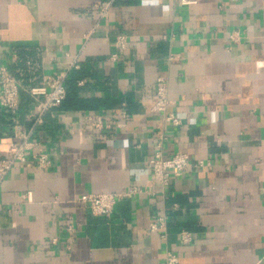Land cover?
Listing matches in <instances>:
<instances>
[{
  "label": "crops",
  "instance_id": "1",
  "mask_svg": "<svg viewBox=\"0 0 264 264\" xmlns=\"http://www.w3.org/2000/svg\"><path fill=\"white\" fill-rule=\"evenodd\" d=\"M105 1L0 0V62L19 86L18 112L0 107V141L30 127L41 97L29 91L66 72L64 108L34 134L52 165L18 166L0 186V264H162L167 252L179 264H264V0H114L102 19ZM158 77L178 126L153 110ZM95 115L112 129L94 130ZM160 135L164 157L209 166L161 189L146 167ZM134 187L108 218L79 201ZM163 214L164 231L150 233Z\"/></svg>",
  "mask_w": 264,
  "mask_h": 264
},
{
  "label": "built area",
  "instance_id": "2",
  "mask_svg": "<svg viewBox=\"0 0 264 264\" xmlns=\"http://www.w3.org/2000/svg\"><path fill=\"white\" fill-rule=\"evenodd\" d=\"M114 0H108L96 3L94 8L99 12L100 18H105L110 10ZM184 4V3H183ZM114 45L118 51L127 49V36L119 34L114 39ZM117 54H112L109 61H116ZM78 57H74L69 63V69L75 70L79 67ZM66 72H60L56 75L46 76L42 81V86L36 90H30L29 94L33 98L41 97L36 107L28 114V120L31 125L23 128L20 124H15L12 129V136L8 140L0 141V186L4 178L16 167L25 166L26 168L35 167L38 170H47L52 165V161L45 153L40 142L34 139V134L38 126L42 124V118L50 110L57 109L65 98ZM155 104L153 110L160 114L161 120L172 126H178L180 119L176 118L167 110L172 104L167 99V83L160 77L155 80ZM0 107L15 115L19 109V86L17 81L10 74L8 68L0 62ZM85 122L93 127L94 130L103 131L111 130L112 127L105 121L103 115H95V117L87 116ZM76 134V132H72ZM78 139L83 138L82 129L77 130ZM164 138L160 135L156 140V151L152 158L147 162L148 177L150 180L158 184L161 189L168 187L172 179L180 178L191 168H201L209 166L199 162L193 164L189 157L181 152L171 154L168 158L163 156L162 147ZM142 193L136 187L123 193L115 194H87L82 195L79 201L85 204L91 215L94 217H110V214L118 200L131 199ZM152 195V193L150 194ZM166 224L165 215H159L149 227V232L164 231ZM70 232V229H69ZM181 242L186 244L190 242V235L181 233ZM162 264H179V258L176 254L166 253Z\"/></svg>",
  "mask_w": 264,
  "mask_h": 264
},
{
  "label": "trees",
  "instance_id": "3",
  "mask_svg": "<svg viewBox=\"0 0 264 264\" xmlns=\"http://www.w3.org/2000/svg\"><path fill=\"white\" fill-rule=\"evenodd\" d=\"M18 55L19 56H22V53H18ZM65 92H66V90H65ZM66 95V94H65ZM65 99V98H64ZM63 99V100H64ZM63 100H62V102H61V105L59 106V107H62V108H64V106H63ZM69 108H73V107H69ZM66 109V108H65Z\"/></svg>",
  "mask_w": 264,
  "mask_h": 264
}]
</instances>
